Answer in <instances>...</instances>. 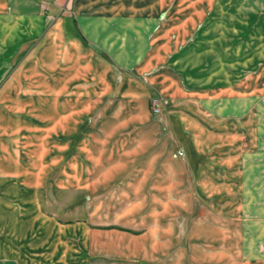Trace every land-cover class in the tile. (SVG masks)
I'll use <instances>...</instances> for the list:
<instances>
[{
    "label": "crops",
    "instance_id": "1",
    "mask_svg": "<svg viewBox=\"0 0 264 264\" xmlns=\"http://www.w3.org/2000/svg\"><path fill=\"white\" fill-rule=\"evenodd\" d=\"M65 2L16 3L20 15L0 21V264H146L145 232L131 230L143 227L111 226L115 197L103 222L91 211L85 219H63L50 207L57 191L109 190L114 174L132 171L130 164L116 163L118 148L100 149L95 142L122 141L119 132L147 123L139 109L154 86L161 87V72H168L156 52L163 39L158 35L160 42L147 48L153 22L132 19L124 4L76 0L66 11ZM137 12L143 16L147 6ZM2 72L10 73L3 79ZM146 72L157 73L142 77ZM138 154L145 156V148ZM245 157L247 152L224 160L219 188L245 186ZM202 177V183L210 180Z\"/></svg>",
    "mask_w": 264,
    "mask_h": 264
},
{
    "label": "rangeland",
    "instance_id": "2",
    "mask_svg": "<svg viewBox=\"0 0 264 264\" xmlns=\"http://www.w3.org/2000/svg\"><path fill=\"white\" fill-rule=\"evenodd\" d=\"M31 1L0 0V21L20 15L14 4ZM75 2L66 0V11ZM109 2L129 6L132 19L153 22L147 48L162 36L156 52L168 72H161V87L155 85L146 108L139 109L147 114L145 125L119 132L122 141L95 142L100 149L118 148L116 163L130 164L132 171L114 174L109 190L57 191L50 210L72 220L88 218L91 211L103 222L115 197L111 226L143 227L131 230L145 232L146 264H264V54L256 56L264 48V0ZM139 6H147L143 16ZM2 73L5 79L10 72ZM139 147L145 156L138 154ZM246 152L244 172L250 179L245 186L219 188L217 172L224 160ZM203 174L210 177L205 186Z\"/></svg>",
    "mask_w": 264,
    "mask_h": 264
},
{
    "label": "built area",
    "instance_id": "3",
    "mask_svg": "<svg viewBox=\"0 0 264 264\" xmlns=\"http://www.w3.org/2000/svg\"><path fill=\"white\" fill-rule=\"evenodd\" d=\"M156 111H159V108L156 107Z\"/></svg>",
    "mask_w": 264,
    "mask_h": 264
}]
</instances>
